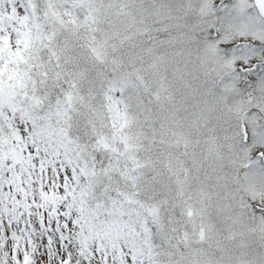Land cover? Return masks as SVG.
I'll return each instance as SVG.
<instances>
[{"label":"snow or ice","instance_id":"6c2138e0","mask_svg":"<svg viewBox=\"0 0 264 264\" xmlns=\"http://www.w3.org/2000/svg\"><path fill=\"white\" fill-rule=\"evenodd\" d=\"M0 264H264V0H0Z\"/></svg>","mask_w":264,"mask_h":264}]
</instances>
